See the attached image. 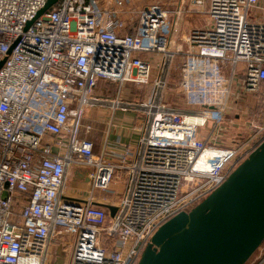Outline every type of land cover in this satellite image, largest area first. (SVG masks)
I'll use <instances>...</instances> for the list:
<instances>
[{"label":"built area","instance_id":"2783aa9c","mask_svg":"<svg viewBox=\"0 0 264 264\" xmlns=\"http://www.w3.org/2000/svg\"><path fill=\"white\" fill-rule=\"evenodd\" d=\"M47 1L0 0V264H53L62 246L61 264H137L164 222L189 212L264 141V121L249 120L230 145L212 143L236 87L264 89V0H189L206 2L208 25L183 32L182 2L57 0L36 16ZM177 57L187 108L165 99ZM99 80L150 91L140 102L119 92L107 99L91 93ZM91 108L134 112L136 141H106L96 152L81 135L92 131L83 122ZM65 136L53 155L52 138L61 147ZM204 151L221 153L208 171L194 168ZM73 168L86 170V200L63 194ZM115 176L122 190L112 218L93 202ZM257 251L249 264H264V240Z\"/></svg>","mask_w":264,"mask_h":264},{"label":"water","instance_id":"95a60500","mask_svg":"<svg viewBox=\"0 0 264 264\" xmlns=\"http://www.w3.org/2000/svg\"><path fill=\"white\" fill-rule=\"evenodd\" d=\"M56 1L48 0L36 16ZM220 155L204 151L194 168L208 171ZM93 203L115 218L117 206ZM263 240L264 141L189 212L164 222L137 264H245ZM61 263L58 258L55 264Z\"/></svg>","mask_w":264,"mask_h":264},{"label":"rangeland","instance_id":"374dc122","mask_svg":"<svg viewBox=\"0 0 264 264\" xmlns=\"http://www.w3.org/2000/svg\"><path fill=\"white\" fill-rule=\"evenodd\" d=\"M133 6L135 9L141 8L145 3H159L164 6H170L167 3L169 0H132ZM146 5V4H145ZM194 18V22H193ZM192 18V21H190L191 27H202L205 25H208V21L205 15L201 13L200 15H195V17ZM180 61V58L177 57L174 60V67L172 68V72L170 74V82L166 91L165 99L168 103L172 104L173 106H176L178 108H187V105L185 103V100L183 96L180 93L176 92L175 88V82L177 78L178 70L176 69L175 65ZM150 87L149 85H133V84H125L121 90L119 91V88L116 84H112L109 81L99 80L96 82V87L94 89V93L98 96L106 97L107 99H111L115 97L118 92L120 93V99L123 102H140L142 99L146 98L149 94ZM229 107L226 110L225 114V124L228 126L235 125V128L232 129V132L236 131L232 136H234L237 132H248L249 127H241L249 124V120H253L255 123H261L264 121V89L262 87H259L256 91H246L243 87H236L235 93L231 96V98L228 101ZM119 112V111H118ZM119 115L129 116L128 113H117ZM134 116V114H133ZM238 119V120H236ZM115 121H118V117L114 119ZM95 121V120H94ZM94 121H91L94 124ZM234 122V123H233ZM130 123V122H129ZM126 122L122 128H120V131L122 134L127 135L128 132H131V126L132 123L129 124ZM233 123V124H232ZM237 123V124H235ZM95 130V131H93ZM91 131V133L86 134L87 137H92L98 144L100 141V138L102 137V134L105 130V124L99 123L96 126H94V129ZM112 132H114V128L112 129ZM82 136L85 134L81 133ZM74 175V169H70L68 172V179L66 183L67 185L70 183L71 177ZM76 188L79 190L83 189V185L81 183H78V185H75ZM122 190V183L121 179L117 176L114 177V180L111 182V185L109 186V189L103 191V193L107 196L114 197V195H117ZM2 198H6V194L2 195ZM53 248V247H52ZM63 249V250H62ZM68 249L65 246L62 248H58L56 251V255H52V262L54 264V258L57 260L58 258L63 260L64 257L67 255ZM257 250L250 256V258L246 261L245 264H249L255 255L257 254ZM54 253V249H53ZM59 254V255H58Z\"/></svg>","mask_w":264,"mask_h":264},{"label":"crops","instance_id":"0c3cea01","mask_svg":"<svg viewBox=\"0 0 264 264\" xmlns=\"http://www.w3.org/2000/svg\"><path fill=\"white\" fill-rule=\"evenodd\" d=\"M181 2L184 3L183 6L186 7L188 10V13L179 21L178 28L180 31L183 32L186 28L191 27L190 21H192V18L195 17V15L197 16V15H200L201 13H203V15L206 16V14H205L206 2L202 1L200 3L201 4L200 6H198V5L192 6L189 0H169V2L167 4L170 5L169 6L170 8H173L174 6H177ZM145 4H148V3H145ZM193 22H194V18H193ZM178 37L180 38L179 35H178ZM179 38H177V40H179ZM95 87H96V84L93 86V88L91 90V93L94 95H96L94 93ZM118 111L121 113H128L129 116H124V114L119 115V114H117V113H119ZM133 114H134V116H133ZM116 117H118V119H119L118 121L114 120V119H116ZM236 120H238V119H236ZM91 121H94V124ZM83 122L84 123L89 122L92 125V130L94 129V126H96L99 123L105 124V130H104L102 137L100 138V141L98 144L96 143L94 138L86 136V134H88V133L82 132L83 134H85L84 137H87L94 142L96 152H99V150L101 149V146L106 141L109 143H113L116 139H119V141L121 143H126V144L135 142L136 139L138 138L139 128L141 126L140 117L138 115H136L134 112H132V111H120V110L112 112L108 108L87 109L85 112V117L83 118ZM126 122L132 123V126L130 128L131 132H128L127 135H124L119 131H120V128H122ZM235 124H237V123H235ZM241 127H248V124L245 126H243V125L240 126L239 129ZM113 128H114V132H112ZM234 128H235L234 124L231 126H228V128H227V125H225L223 127V131H220V133L217 132L216 137L214 138V140H212V143L219 145V146L230 145L231 139L233 138L232 135L237 131L236 130V131L232 132V129H234ZM93 131H95V130H93ZM89 133H91V131ZM52 139L53 140L51 142V153L53 155L62 153L63 151L60 148H63L65 143H67L68 137L65 136L64 138H62V140L60 141L61 147L54 144V137ZM73 169H74V175L71 177L70 183L67 185V187L65 185L64 190H63V194H65L68 197L79 199L82 201L86 200L87 196H88V190H89V185L86 182V170L84 168H73ZM67 179H68V174L66 177V183H67ZM78 183H81L83 185L82 190H79L78 188H76L75 185H78ZM95 196L96 197H95L94 202H97V203L110 204V205H114L117 203V201H116L117 195H114V197H110V196L105 195L103 193V191H97V192H95ZM101 196H103L104 199L103 198L100 199Z\"/></svg>","mask_w":264,"mask_h":264},{"label":"bare ground","instance_id":"6f19581e","mask_svg":"<svg viewBox=\"0 0 264 264\" xmlns=\"http://www.w3.org/2000/svg\"><path fill=\"white\" fill-rule=\"evenodd\" d=\"M203 118H199V117H194V116H187V118H186V121L187 122H198V121H200V120H202Z\"/></svg>","mask_w":264,"mask_h":264}]
</instances>
